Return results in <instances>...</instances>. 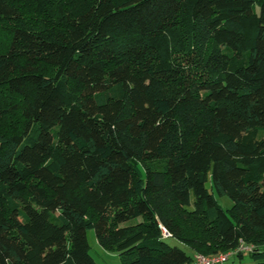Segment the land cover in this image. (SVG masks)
<instances>
[{"label":"trees","instance_id":"16d2710c","mask_svg":"<svg viewBox=\"0 0 264 264\" xmlns=\"http://www.w3.org/2000/svg\"><path fill=\"white\" fill-rule=\"evenodd\" d=\"M89 229L264 264V0H0V264H94Z\"/></svg>","mask_w":264,"mask_h":264},{"label":"rangeland","instance_id":"374dc122","mask_svg":"<svg viewBox=\"0 0 264 264\" xmlns=\"http://www.w3.org/2000/svg\"><path fill=\"white\" fill-rule=\"evenodd\" d=\"M218 204L223 208H229L232 204V201L227 196L216 197ZM87 242L89 246V254L91 255L94 264H120L121 257L115 252L106 251L99 246L96 241L93 229L87 230L86 233ZM167 242L171 245H176L179 248L183 249L186 253L190 254L189 249L184 246L182 243L167 239ZM198 255V254H197ZM201 255V254H199ZM203 256H213V255H203ZM238 259L236 256H230L224 264H232Z\"/></svg>","mask_w":264,"mask_h":264},{"label":"built area","instance_id":"2783aa9c","mask_svg":"<svg viewBox=\"0 0 264 264\" xmlns=\"http://www.w3.org/2000/svg\"><path fill=\"white\" fill-rule=\"evenodd\" d=\"M163 235L167 236V233L163 231ZM247 248L248 247L243 246V244H240L236 250H243ZM227 255H229V253L213 256L195 255L194 264H222L225 261Z\"/></svg>","mask_w":264,"mask_h":264}]
</instances>
